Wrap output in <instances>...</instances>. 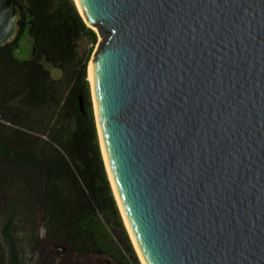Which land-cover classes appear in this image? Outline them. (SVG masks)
Here are the masks:
<instances>
[{"label":"water","instance_id":"95a60500","mask_svg":"<svg viewBox=\"0 0 264 264\" xmlns=\"http://www.w3.org/2000/svg\"><path fill=\"white\" fill-rule=\"evenodd\" d=\"M77 3L101 38L96 126L144 263L264 264V0ZM20 20L0 0V47Z\"/></svg>","mask_w":264,"mask_h":264},{"label":"trees","instance_id":"16d2710c","mask_svg":"<svg viewBox=\"0 0 264 264\" xmlns=\"http://www.w3.org/2000/svg\"><path fill=\"white\" fill-rule=\"evenodd\" d=\"M16 39L0 47V185L19 205L42 214L49 239L77 258L111 253L122 233L129 242L107 175L91 99L83 35L96 32L74 0H17ZM33 40L28 59L15 57L20 33ZM44 62L61 71L52 77ZM16 202L9 197L7 202ZM115 232V234H113Z\"/></svg>","mask_w":264,"mask_h":264},{"label":"flooded vegetation","instance_id":"af4514ba","mask_svg":"<svg viewBox=\"0 0 264 264\" xmlns=\"http://www.w3.org/2000/svg\"><path fill=\"white\" fill-rule=\"evenodd\" d=\"M9 197L16 202L8 203ZM19 199L18 191L0 185V264H79L67 247L47 237L40 211L20 206Z\"/></svg>","mask_w":264,"mask_h":264},{"label":"rangeland","instance_id":"374dc122","mask_svg":"<svg viewBox=\"0 0 264 264\" xmlns=\"http://www.w3.org/2000/svg\"><path fill=\"white\" fill-rule=\"evenodd\" d=\"M93 30L96 32V36H97V41L94 45L91 43L90 37L88 35H83L81 40H80V43H79L80 52L87 53L88 50H90V52H91L90 60H91V57L93 56V53L95 52V50L97 48L98 42L101 39L98 32L96 31V29H93ZM32 47H33V40L29 36L27 29H24L19 35L18 46L14 52L15 57L20 59V60L28 59L32 54ZM90 60L88 61V64H87V76H88V67L90 64ZM44 66H45V68H47L50 71L52 77L58 78L61 76V71L53 68L50 64L44 62ZM90 90H91V86H90ZM91 99H92V94H91ZM92 105H93V100H92ZM93 110H94V107H93ZM98 137H99V135H98ZM99 143H100V139H99ZM100 147H101V145H100ZM107 175H108V173H107ZM109 181H110V179H109ZM110 184H111V182H110ZM115 199H116V197H115ZM116 202H117V200H116ZM117 206H118L120 216L122 218L123 226L126 230L129 242L133 248L134 254H135L137 260L139 261V263L142 264L140 256H139V254L135 248V245L132 241V238L130 236L128 228L125 224V221H124V218L122 216V213H121V210H120L118 203H117ZM20 220L22 222L24 221L23 224L28 223V220H23V219H20ZM113 234H115V232ZM111 238H113L111 241V246H112L113 250L111 251V253L109 255H107V254H88L84 257H80V258L76 257V258H74V260L79 264H136L135 258L129 253V248H128L127 241L125 240L124 235L121 233L120 238H118V237L115 238L114 236H112ZM26 244H27V242H26Z\"/></svg>","mask_w":264,"mask_h":264},{"label":"bare ground","instance_id":"6f19581e","mask_svg":"<svg viewBox=\"0 0 264 264\" xmlns=\"http://www.w3.org/2000/svg\"><path fill=\"white\" fill-rule=\"evenodd\" d=\"M75 1V3H77V0H74ZM78 4V3H77ZM94 28V27H93ZM95 29V28H94ZM88 80L91 82L92 81V73H91V67H90V65H89V67H88ZM118 203V202H117ZM119 205V204H118ZM121 210V209H120ZM121 213H122V211H121ZM122 216H123V213H122ZM123 218H124V216H123ZM124 221H125V224H126V226H127V228H128V231H129V233H130V236H131V238H132V241H133V243H134V245H135V248H136V250H137V252H138V254H139V256H140V259H141V261H142V264H145L144 263V261H143V259H142V257H141V254H140V252H139V250H138V248H137V246H136V244H135V241H134V239H133V236H132V234H131V232H130V230H129V227H128V225H127V223H126V220H125V218H124Z\"/></svg>","mask_w":264,"mask_h":264}]
</instances>
